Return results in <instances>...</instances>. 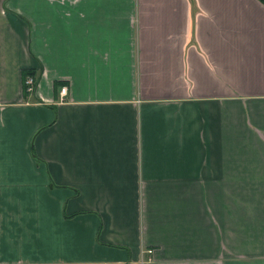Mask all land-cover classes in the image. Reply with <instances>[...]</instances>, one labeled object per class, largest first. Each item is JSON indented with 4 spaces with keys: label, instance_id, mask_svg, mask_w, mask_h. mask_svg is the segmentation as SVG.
I'll return each instance as SVG.
<instances>
[{
    "label": "crops",
    "instance_id": "obj_1",
    "mask_svg": "<svg viewBox=\"0 0 264 264\" xmlns=\"http://www.w3.org/2000/svg\"><path fill=\"white\" fill-rule=\"evenodd\" d=\"M0 264H264V1L0 0Z\"/></svg>",
    "mask_w": 264,
    "mask_h": 264
},
{
    "label": "built area",
    "instance_id": "obj_2",
    "mask_svg": "<svg viewBox=\"0 0 264 264\" xmlns=\"http://www.w3.org/2000/svg\"><path fill=\"white\" fill-rule=\"evenodd\" d=\"M25 83H26V85L28 86L27 87V90L28 91H31L32 90V84H33V77H31V76H29V77H27L26 78V80H25ZM65 90H66V87L65 86H63L62 88H61V93H65ZM148 252H151V250H149Z\"/></svg>",
    "mask_w": 264,
    "mask_h": 264
},
{
    "label": "trees",
    "instance_id": "obj_3",
    "mask_svg": "<svg viewBox=\"0 0 264 264\" xmlns=\"http://www.w3.org/2000/svg\"><path fill=\"white\" fill-rule=\"evenodd\" d=\"M27 75L33 76V70L32 69L24 70L23 71V76L26 77Z\"/></svg>",
    "mask_w": 264,
    "mask_h": 264
}]
</instances>
